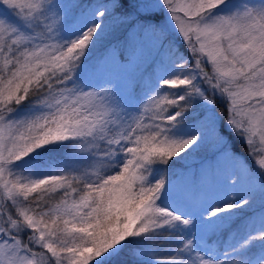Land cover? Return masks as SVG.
I'll use <instances>...</instances> for the list:
<instances>
[{
    "label": "snow or ice",
    "instance_id": "6c2138e0",
    "mask_svg": "<svg viewBox=\"0 0 264 264\" xmlns=\"http://www.w3.org/2000/svg\"><path fill=\"white\" fill-rule=\"evenodd\" d=\"M0 264H264V0H0Z\"/></svg>",
    "mask_w": 264,
    "mask_h": 264
},
{
    "label": "rangeland",
    "instance_id": "374dc122",
    "mask_svg": "<svg viewBox=\"0 0 264 264\" xmlns=\"http://www.w3.org/2000/svg\"><path fill=\"white\" fill-rule=\"evenodd\" d=\"M106 41H103V42H101V44L102 43H105ZM218 111H219V108H218ZM246 153H247V149L245 150V152H241L240 154H245L246 155ZM206 154H209V155H206ZM211 155V153L209 152V151H201L200 153H198V154H196V155H194L191 159H194L195 158V160L196 159H199V158H201V159H203L202 161H204L206 158H208L209 156ZM191 159H189V160H187V162L186 163H188ZM185 163V162H184ZM201 164V162L199 163V162H191L189 165H188V168H190V169H192V170H196L198 167H199V165Z\"/></svg>",
    "mask_w": 264,
    "mask_h": 264
},
{
    "label": "trees",
    "instance_id": "16d2710c",
    "mask_svg": "<svg viewBox=\"0 0 264 264\" xmlns=\"http://www.w3.org/2000/svg\"><path fill=\"white\" fill-rule=\"evenodd\" d=\"M106 43V42H105ZM102 45H103V43H102ZM234 150L235 151H237L238 153H241V152H245V150H246V148H245V146H244V144L242 143V142H239V141H237V142H235L234 143ZM206 155H209V154H206ZM241 155H245V154H241ZM246 156V155H245ZM202 160L203 159H201V158H199V159H196L195 160V158L194 159H191L188 163H186L187 161H185V165L188 167V165L192 162H202ZM157 243L158 244H163L164 242L163 241H157Z\"/></svg>",
    "mask_w": 264,
    "mask_h": 264
}]
</instances>
